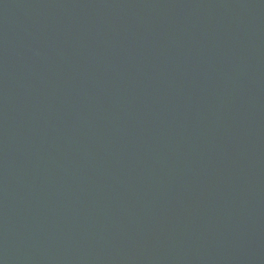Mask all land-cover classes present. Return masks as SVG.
<instances>
[{"label":"water","instance_id":"water-1","mask_svg":"<svg viewBox=\"0 0 264 264\" xmlns=\"http://www.w3.org/2000/svg\"><path fill=\"white\" fill-rule=\"evenodd\" d=\"M0 264H264V0H0Z\"/></svg>","mask_w":264,"mask_h":264}]
</instances>
